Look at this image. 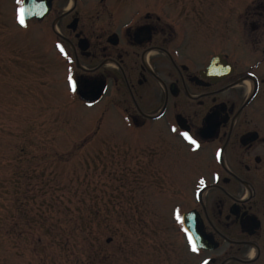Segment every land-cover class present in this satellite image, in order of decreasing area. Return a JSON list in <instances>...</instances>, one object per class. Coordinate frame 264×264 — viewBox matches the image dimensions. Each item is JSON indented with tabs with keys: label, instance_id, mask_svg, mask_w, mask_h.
<instances>
[{
	"label": "flooded vegetation",
	"instance_id": "obj_1",
	"mask_svg": "<svg viewBox=\"0 0 264 264\" xmlns=\"http://www.w3.org/2000/svg\"><path fill=\"white\" fill-rule=\"evenodd\" d=\"M46 1L49 14L29 22L84 63L73 76L84 93L104 84L102 108L123 109L151 132L148 177L178 201L181 220H168L176 240L152 244L147 263L264 264V0H239L237 11L230 0L221 49L203 47L199 33L221 16L199 6L216 0H176L184 16L150 2L122 20V0ZM215 24L204 27L216 33Z\"/></svg>",
	"mask_w": 264,
	"mask_h": 264
},
{
	"label": "rangeland",
	"instance_id": "obj_2",
	"mask_svg": "<svg viewBox=\"0 0 264 264\" xmlns=\"http://www.w3.org/2000/svg\"><path fill=\"white\" fill-rule=\"evenodd\" d=\"M149 2L183 16L188 9L176 0H122L115 19ZM16 4L0 0V264H148L152 244L176 240L168 220L178 204L171 187L147 177L151 132L74 98L68 65L43 35L22 33ZM199 7L221 14L199 25L201 45L224 48L230 0ZM214 22L210 34L204 26Z\"/></svg>",
	"mask_w": 264,
	"mask_h": 264
},
{
	"label": "snow or ice",
	"instance_id": "obj_3",
	"mask_svg": "<svg viewBox=\"0 0 264 264\" xmlns=\"http://www.w3.org/2000/svg\"><path fill=\"white\" fill-rule=\"evenodd\" d=\"M22 2H23V0H17L18 4H22ZM17 20H18V23L22 27H27L26 10L22 6L18 9ZM58 47H60V51L63 53L64 52L63 47L62 46H58ZM67 81H68V86H69L70 90L73 93L77 92L78 91L77 82L75 80H73V78L70 75L67 77ZM172 131L173 132H178V130L176 128H173ZM178 134L181 135L191 145L195 146L196 148H199V144H198L197 140L194 139L193 136L189 134V132L184 131V132H179ZM200 183L203 184L204 181L201 180ZM175 215H176V219L177 220H181L179 209L176 210ZM188 243L191 245V250L193 252L198 251L196 242H195L194 238L191 235H188ZM205 264H207V262H205Z\"/></svg>",
	"mask_w": 264,
	"mask_h": 264
},
{
	"label": "water",
	"instance_id": "obj_4",
	"mask_svg": "<svg viewBox=\"0 0 264 264\" xmlns=\"http://www.w3.org/2000/svg\"><path fill=\"white\" fill-rule=\"evenodd\" d=\"M98 93H99V88H97V89H96V91H94V95H96V96H97V95H98ZM82 97H83V98H88V97H89V100H91V99H94V98H95V97H90V96H85V95H82Z\"/></svg>",
	"mask_w": 264,
	"mask_h": 264
}]
</instances>
